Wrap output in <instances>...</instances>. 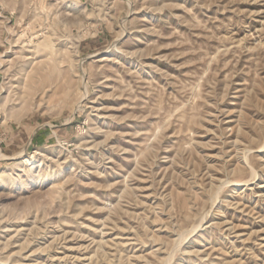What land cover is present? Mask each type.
<instances>
[{"label":"rangeland","instance_id":"obj_1","mask_svg":"<svg viewBox=\"0 0 264 264\" xmlns=\"http://www.w3.org/2000/svg\"><path fill=\"white\" fill-rule=\"evenodd\" d=\"M0 264H264V0H0Z\"/></svg>","mask_w":264,"mask_h":264}]
</instances>
